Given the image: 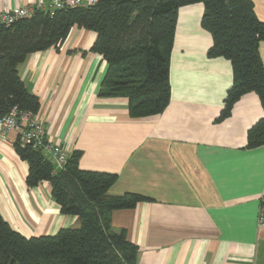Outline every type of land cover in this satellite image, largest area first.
<instances>
[{
  "label": "crops",
  "instance_id": "crops-1",
  "mask_svg": "<svg viewBox=\"0 0 264 264\" xmlns=\"http://www.w3.org/2000/svg\"><path fill=\"white\" fill-rule=\"evenodd\" d=\"M55 0H0V11ZM264 21V0H253ZM204 4L179 9L170 62L171 99L155 116L133 118L128 99L102 97L107 71L90 51L96 33L74 26L59 48L28 55L18 65L39 97L47 137L81 150L80 167L118 174L112 195L134 192L153 200L114 210L112 228L138 245L137 264H264V145L249 148L248 132L264 115L255 92L242 95L220 118L234 82L232 63L210 58ZM264 62V41L260 43ZM17 133L0 138V213L26 237L80 225L52 195V185L26 183L29 167L15 150ZM55 165V158L46 152Z\"/></svg>",
  "mask_w": 264,
  "mask_h": 264
},
{
  "label": "trees",
  "instance_id": "trees-1",
  "mask_svg": "<svg viewBox=\"0 0 264 264\" xmlns=\"http://www.w3.org/2000/svg\"><path fill=\"white\" fill-rule=\"evenodd\" d=\"M195 3L204 4L201 24L213 37L208 57H223L233 66L234 82L220 118L229 116L248 92H255L264 108V21L253 0H97L87 7L57 9L53 15L36 10L10 26L0 25V117L14 107L39 112L40 99L27 89L18 65L32 53L59 49L75 25L96 33L90 51L107 63L98 95L127 98L133 118L162 113L171 99L170 62L179 9ZM262 145L264 115L247 138L249 148ZM14 146L28 164L27 185L48 181L61 212L77 216L80 225L26 237L0 213V264H137L138 245L125 230L112 228L110 214L151 197L110 194L118 174L82 169L81 150L70 152L64 166L57 168L42 148L20 140Z\"/></svg>",
  "mask_w": 264,
  "mask_h": 264
},
{
  "label": "built area",
  "instance_id": "built-area-1",
  "mask_svg": "<svg viewBox=\"0 0 264 264\" xmlns=\"http://www.w3.org/2000/svg\"><path fill=\"white\" fill-rule=\"evenodd\" d=\"M97 0H55L52 4L45 6L38 4L35 8L26 6L14 7L0 11V25L10 26L19 19L32 16L36 10L49 11L51 15L57 9L65 7H87L94 5ZM15 131L17 139L22 144H30L34 148H42L50 152L54 158L57 168H62L70 154L68 147L60 142L51 141L47 137L44 122L38 117V113L20 111L17 107L12 108L9 113L0 117V138H6L8 133ZM259 224H264V192L261 196Z\"/></svg>",
  "mask_w": 264,
  "mask_h": 264
}]
</instances>
